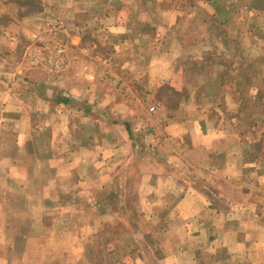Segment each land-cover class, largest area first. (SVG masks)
I'll list each match as a JSON object with an SVG mask.
<instances>
[{"label": "crops", "instance_id": "1", "mask_svg": "<svg viewBox=\"0 0 264 264\" xmlns=\"http://www.w3.org/2000/svg\"><path fill=\"white\" fill-rule=\"evenodd\" d=\"M61 1L24 17L21 27L39 16L46 29L61 26L69 23L65 14L73 13L78 45L79 6L97 8L122 39L168 46L151 58L157 68L147 73L143 89L155 93L161 82L183 77L186 96L177 120L165 105L163 113L144 105L114 123L93 115L86 137L79 121L69 128L63 117L50 123L17 118L18 130L6 140H12L11 151L0 158V174L8 178L0 201V264L17 257L16 264H30L28 257L44 254L43 238L56 230H66L69 252L84 253V237L96 235L100 221L132 219L127 206L134 192L139 196L132 220L151 225L142 237L173 222L177 232L163 236L184 240L178 248L169 246L164 264H264V118L239 115L240 109L264 114V0H117L116 9V0H72L67 6ZM1 28L0 52L6 37ZM98 146L110 150L97 154ZM12 188L23 195L22 204L13 202ZM86 189L97 195L91 194L81 213L74 194ZM114 190L123 201L110 196Z\"/></svg>", "mask_w": 264, "mask_h": 264}, {"label": "rangeland", "instance_id": "2", "mask_svg": "<svg viewBox=\"0 0 264 264\" xmlns=\"http://www.w3.org/2000/svg\"><path fill=\"white\" fill-rule=\"evenodd\" d=\"M49 1L54 3L53 0H0V32L3 31L1 27L6 28L5 49L2 45L3 51L0 52V158L9 149L11 151L12 140L10 144L6 140L8 136L14 134L15 129L18 130V124L14 125V122L21 117L49 118L45 119L49 123L53 118L63 117L64 125L67 127L70 122L73 126L72 122L79 121L81 123L78 128L85 127L83 129L85 137L89 135L86 129L87 122L93 115L114 123L116 118H122L129 113L137 114L143 110L144 105L158 109L165 105L170 109V119H178L177 108L186 96L183 92L185 88L183 77L175 82L174 80L161 82L155 93L141 87V84H145L147 73L156 67L151 65L153 63L151 58L165 53L168 46L142 45L135 43L134 40L122 39L121 30L110 28L111 20L104 18V13L99 12L97 8L89 11L88 5L83 8L79 6L80 10L83 9V13L77 14L83 16L80 19L83 33L81 32L82 42L78 45H73L77 43L72 39L73 35L77 34L75 28L78 27L77 23L71 21L73 13L65 14L69 23L57 27L53 24L47 29L42 23L43 18L39 16L32 19L34 25L25 26L24 29L29 30L24 31L20 25L24 21L23 18L39 15L44 6L52 4ZM60 3L67 6L72 4V0H62ZM112 5L116 9L119 2ZM56 15L53 14L51 17L54 18ZM157 64L164 67L168 65L167 62L161 61ZM12 85L16 91L10 90L12 88L9 86ZM242 96L243 94H240L241 98L244 97ZM64 99L70 102L62 103L61 100ZM94 109L97 114L93 112ZM161 111L160 113L164 112L162 109ZM248 113L253 118L260 120L264 118L260 109L252 112L246 109L239 110L241 118L249 116ZM12 118L14 121L11 122ZM241 126L248 128V125L243 123ZM49 127L53 128L54 125ZM98 135L96 132V140L100 139ZM85 137H81V141L86 140ZM93 143L95 141L91 142ZM97 148L101 149L97 150V154L110 150V147ZM7 179L5 175L0 174V201H5L7 196L8 189L4 187ZM112 192L116 195L111 194V197L116 201H123L119 191ZM11 194V197L16 196L13 202H18V205L23 203L20 199L23 195L15 193L14 188ZM91 194L87 189L74 194L75 200L80 198L78 201L81 213L89 206ZM133 194L135 200H129L132 204L127 206V211L131 212L129 217L132 219L135 216L132 213L135 208L133 203L136 202L139 193L138 196L135 192ZM99 199L104 201L109 197ZM118 208L119 204L116 210ZM0 215H3L1 207ZM132 219L107 221L104 225L100 221L96 235L89 237L85 235L82 242L84 253L74 254L67 250L66 246L71 242L66 240V230L47 233L43 238L46 240L44 241L46 252L36 258L31 255L28 257L29 263L103 264L106 259L108 264H164L161 261L169 246L178 248L184 242L182 237L163 236V232H177V229H173L175 224L173 222L165 223V226L160 225L159 234L156 233L155 236L142 237L141 235H145L148 230L151 231L146 228L151 225ZM56 247L61 251L54 252L53 249ZM104 248L106 252H103ZM157 250L159 252L155 254ZM153 257L160 259V263ZM16 260L12 264L19 263L21 259L17 257Z\"/></svg>", "mask_w": 264, "mask_h": 264}, {"label": "trees", "instance_id": "3", "mask_svg": "<svg viewBox=\"0 0 264 264\" xmlns=\"http://www.w3.org/2000/svg\"><path fill=\"white\" fill-rule=\"evenodd\" d=\"M61 102L66 104V103H68V102H70V101H69V100L67 101V100L64 99V100H61ZM127 127H128V126H127ZM128 128H129V127H128Z\"/></svg>", "mask_w": 264, "mask_h": 264}, {"label": "built area", "instance_id": "4", "mask_svg": "<svg viewBox=\"0 0 264 264\" xmlns=\"http://www.w3.org/2000/svg\"><path fill=\"white\" fill-rule=\"evenodd\" d=\"M150 111L154 112V111H156V108H151Z\"/></svg>", "mask_w": 264, "mask_h": 264}]
</instances>
